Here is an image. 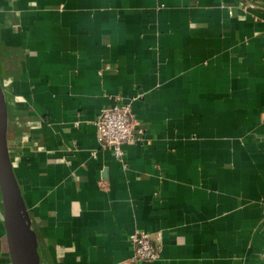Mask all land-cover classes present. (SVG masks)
I'll return each mask as SVG.
<instances>
[{"label": "crops", "instance_id": "crops-1", "mask_svg": "<svg viewBox=\"0 0 264 264\" xmlns=\"http://www.w3.org/2000/svg\"><path fill=\"white\" fill-rule=\"evenodd\" d=\"M0 86L40 264H264V0H0Z\"/></svg>", "mask_w": 264, "mask_h": 264}, {"label": "water", "instance_id": "water-1", "mask_svg": "<svg viewBox=\"0 0 264 264\" xmlns=\"http://www.w3.org/2000/svg\"><path fill=\"white\" fill-rule=\"evenodd\" d=\"M0 195L11 264H40L37 240L20 193L7 145V107L0 86ZM21 230L24 237L18 234Z\"/></svg>", "mask_w": 264, "mask_h": 264}, {"label": "built area", "instance_id": "built-area-1", "mask_svg": "<svg viewBox=\"0 0 264 264\" xmlns=\"http://www.w3.org/2000/svg\"><path fill=\"white\" fill-rule=\"evenodd\" d=\"M96 124L98 144L102 148H109L115 159L123 156V145L140 141L143 137L142 129L132 120L130 107L118 100L100 110ZM132 240L135 243L132 260L152 261L158 257L152 239L146 232L134 234Z\"/></svg>", "mask_w": 264, "mask_h": 264}, {"label": "bare ground", "instance_id": "bare-ground-1", "mask_svg": "<svg viewBox=\"0 0 264 264\" xmlns=\"http://www.w3.org/2000/svg\"><path fill=\"white\" fill-rule=\"evenodd\" d=\"M18 234H19V236H22V237H24V234H23V232L20 230L19 231V229H18Z\"/></svg>", "mask_w": 264, "mask_h": 264}]
</instances>
